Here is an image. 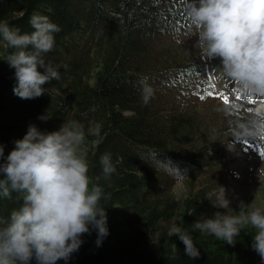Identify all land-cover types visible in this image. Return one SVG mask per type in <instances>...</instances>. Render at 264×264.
Wrapping results in <instances>:
<instances>
[{
    "label": "trees",
    "instance_id": "trees-1",
    "mask_svg": "<svg viewBox=\"0 0 264 264\" xmlns=\"http://www.w3.org/2000/svg\"><path fill=\"white\" fill-rule=\"evenodd\" d=\"M187 3L0 0V21L12 29L30 34L33 13L48 17L61 29L54 34V49L43 56L59 66L61 80L43 85L45 93L30 100L14 94L15 70L6 61L13 50L0 43V146L4 149L0 164L30 126L47 134L75 121L85 133L80 151L88 174L93 181L100 177L99 186L107 197L100 204L107 214L109 235L99 247L95 230L82 235V245L67 264H262L251 247L255 235L251 226L241 230L234 245L194 227L208 190L182 200L172 194L178 181L208 166L227 165L224 153L214 151L211 141L180 111L182 98L208 89L209 67L215 68L219 60L164 59L158 48L167 34L193 30ZM221 82L236 100L257 101L237 83L223 77ZM229 109L231 114L242 110L236 104ZM230 136L236 143L259 145L257 139L236 140L233 130ZM105 154L116 167L107 180L100 163ZM21 204L16 193L11 199L0 197V218L7 219ZM172 220L191 236L198 258L185 254V245L169 234V228L159 244L153 243L161 226ZM30 264H37L35 258Z\"/></svg>",
    "mask_w": 264,
    "mask_h": 264
},
{
    "label": "clouds",
    "instance_id": "clouds-1",
    "mask_svg": "<svg viewBox=\"0 0 264 264\" xmlns=\"http://www.w3.org/2000/svg\"><path fill=\"white\" fill-rule=\"evenodd\" d=\"M186 15L193 27L194 47L204 60H219L223 78L237 83L257 101L247 116L236 121V140L264 135V0H188ZM33 31L21 33L0 21V43L12 49L6 61L15 70L14 94L24 100L42 96V86L60 81L59 66L46 62L44 54L54 49L55 33L61 29L48 17L33 13L29 19ZM38 69H43V73ZM147 100V97H145ZM231 114L233 109H224ZM45 119V117H40ZM85 133L78 122L64 123L59 131L41 133L34 125L22 140L15 142L6 162L0 164V197L18 194L22 201L7 219L0 218V264H65L83 243L84 234L96 231V245L109 235L107 214L100 201L105 197L89 176V166L80 148ZM4 156L0 146V158ZM102 176L110 179L116 172L110 154L101 157ZM212 202L213 207L230 209L225 197ZM245 205L240 204V209ZM251 226L255 235L252 249L264 264V211L253 208L240 215L217 212L194 227L218 240L235 244L241 230ZM169 234L185 245V254L198 258L199 249L191 236L177 225Z\"/></svg>",
    "mask_w": 264,
    "mask_h": 264
},
{
    "label": "rangeland",
    "instance_id": "rangeland-1",
    "mask_svg": "<svg viewBox=\"0 0 264 264\" xmlns=\"http://www.w3.org/2000/svg\"><path fill=\"white\" fill-rule=\"evenodd\" d=\"M194 31L169 33L163 37L158 43L159 50L163 51V58L202 59L200 50L194 47L197 38ZM219 76L222 77L220 69L218 76L210 69V80L208 78L205 84L208 89L193 93L180 101V111L188 114L199 131L214 145L213 150L222 151L227 160L225 167L208 166L202 173L190 175L172 187V194L177 200H182L191 193L208 190L198 208L199 221L214 218L217 212L240 215L253 208L264 211V159L259 155L264 152V141L261 140L264 135L255 138L261 143L256 147L255 144L246 146L235 143L230 136L236 121L246 117L247 110L256 107L259 102L236 101L232 98L231 91L221 87L217 81ZM211 84L215 85V90L209 89ZM232 104L238 105L242 110L226 114L224 109H229ZM220 188L224 189L225 197L230 201V209L213 207L210 201L223 198L224 193ZM241 203L245 205L243 209H240ZM172 225H175V220L163 224L153 243L159 244L167 228L170 229Z\"/></svg>",
    "mask_w": 264,
    "mask_h": 264
},
{
    "label": "snow or ice",
    "instance_id": "snow-or-ice-1",
    "mask_svg": "<svg viewBox=\"0 0 264 264\" xmlns=\"http://www.w3.org/2000/svg\"><path fill=\"white\" fill-rule=\"evenodd\" d=\"M225 102H227V100H226ZM261 140L264 141V136H261ZM245 143H247V142H245ZM259 155H260V157H261L262 159H264V152L259 153Z\"/></svg>",
    "mask_w": 264,
    "mask_h": 264
}]
</instances>
